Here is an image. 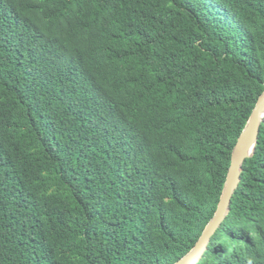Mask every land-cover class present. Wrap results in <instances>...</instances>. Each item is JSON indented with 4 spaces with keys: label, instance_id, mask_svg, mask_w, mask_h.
<instances>
[{
    "label": "trees",
    "instance_id": "16d2710c",
    "mask_svg": "<svg viewBox=\"0 0 264 264\" xmlns=\"http://www.w3.org/2000/svg\"><path fill=\"white\" fill-rule=\"evenodd\" d=\"M264 89V0H0V264H173ZM191 264H264V116Z\"/></svg>",
    "mask_w": 264,
    "mask_h": 264
},
{
    "label": "water",
    "instance_id": "95a60500",
    "mask_svg": "<svg viewBox=\"0 0 264 264\" xmlns=\"http://www.w3.org/2000/svg\"><path fill=\"white\" fill-rule=\"evenodd\" d=\"M263 116L264 89L257 98L243 130L239 134L236 143L232 148L224 185L213 217L205 226L194 247L173 264L193 263L197 259L201 251L205 248L210 236L213 234V232L225 217V214L229 208L232 194L240 180L242 163L254 149L259 124L263 120Z\"/></svg>",
    "mask_w": 264,
    "mask_h": 264
}]
</instances>
